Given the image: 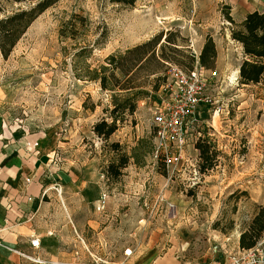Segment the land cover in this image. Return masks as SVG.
I'll use <instances>...</instances> for the list:
<instances>
[{
  "label": "rangeland",
  "instance_id": "1",
  "mask_svg": "<svg viewBox=\"0 0 264 264\" xmlns=\"http://www.w3.org/2000/svg\"><path fill=\"white\" fill-rule=\"evenodd\" d=\"M253 11H264V0H136L128 8L60 0L8 57L0 56V117L13 132L47 143L48 176L56 183L39 216L42 246L21 264H140L149 252L164 264H211L242 248V234L264 220V82H239L247 57L232 37ZM74 14L83 18L76 38L61 37ZM158 35L179 51L158 45L157 53L171 61L149 77L153 64L136 72L147 93L109 138L100 136L94 127L112 121V92L77 75ZM209 39L217 56L204 76L214 103L199 112L184 160L167 166L154 154V107L171 66L188 67L192 56L200 66ZM82 47L88 49L78 56ZM199 143L208 148L207 159ZM123 157L129 159L119 176L108 177L107 167ZM103 192L104 209L98 206Z\"/></svg>",
  "mask_w": 264,
  "mask_h": 264
},
{
  "label": "trees",
  "instance_id": "2",
  "mask_svg": "<svg viewBox=\"0 0 264 264\" xmlns=\"http://www.w3.org/2000/svg\"><path fill=\"white\" fill-rule=\"evenodd\" d=\"M59 1L0 0V51L2 55L5 58L8 57L32 23ZM108 1L124 8L132 7L136 3V0ZM15 5H18V7H15ZM9 7L11 8L9 9ZM227 18L231 22L234 21L230 14L227 15ZM80 19L83 20L81 16L74 14L72 18L65 21L61 28V37L76 38L77 25ZM232 37L242 45L244 55L247 57L240 67L239 82L243 85L264 82V11L248 13L241 23L236 24V28L232 31ZM166 39L167 44H164L161 43V35L155 36L124 52L109 55L105 60V64H100L98 67L91 68L89 65H85V72L77 75L80 79L99 82L103 90L112 92L114 107L108 110L112 121L109 123L106 119H103L97 123L94 127L97 134L109 138L117 130L118 122L124 119L123 115L127 112L133 113L137 100L147 93L145 92L144 83L136 82V72L148 64H153L155 66L150 68L147 74L149 77L160 73L163 64L171 61L164 58L163 52L162 56L157 53L158 45L161 44L160 47L163 50L167 45L172 44L179 51L178 44L174 43L169 37H166ZM87 47H82L77 55L80 56L83 52H86ZM216 56L215 44L212 39H209L202 49L198 62L201 67L211 69V64ZM190 60V66L182 68L193 69L196 58L192 56ZM160 86V83H156L153 90L157 91ZM197 148L201 150V156L207 159L208 148H205L201 143L197 144ZM128 159V157H123L117 164L112 162L106 169L108 177H118L120 169L126 165ZM263 232L264 220L258 221L256 219L250 229L242 234L241 247H253L261 238Z\"/></svg>",
  "mask_w": 264,
  "mask_h": 264
},
{
  "label": "crops",
  "instance_id": "3",
  "mask_svg": "<svg viewBox=\"0 0 264 264\" xmlns=\"http://www.w3.org/2000/svg\"><path fill=\"white\" fill-rule=\"evenodd\" d=\"M37 137L38 134L29 137L13 132L0 117V264H21L27 252L36 249L31 246V240L41 237L38 229L41 209L51 185L56 186L48 176L52 172L51 148L46 142L37 141ZM152 253L143 256L139 263L164 264Z\"/></svg>",
  "mask_w": 264,
  "mask_h": 264
},
{
  "label": "built area",
  "instance_id": "4",
  "mask_svg": "<svg viewBox=\"0 0 264 264\" xmlns=\"http://www.w3.org/2000/svg\"><path fill=\"white\" fill-rule=\"evenodd\" d=\"M204 70L205 68L196 65L191 70L171 66L164 94L155 104L152 117L155 130L154 154L167 166H177L184 160L189 136L195 131L199 112L214 103ZM217 75V71H211V77ZM106 202L107 193L103 192L98 206L104 209ZM31 246L39 249L41 239L32 238ZM132 252V249H128L125 255L129 256ZM224 264H264V232L253 247L240 248L236 253L230 254Z\"/></svg>",
  "mask_w": 264,
  "mask_h": 264
},
{
  "label": "water",
  "instance_id": "5",
  "mask_svg": "<svg viewBox=\"0 0 264 264\" xmlns=\"http://www.w3.org/2000/svg\"><path fill=\"white\" fill-rule=\"evenodd\" d=\"M240 71V70H239Z\"/></svg>",
  "mask_w": 264,
  "mask_h": 264
}]
</instances>
